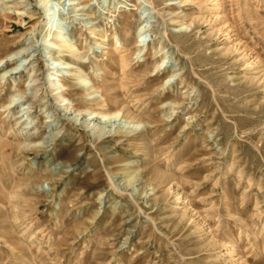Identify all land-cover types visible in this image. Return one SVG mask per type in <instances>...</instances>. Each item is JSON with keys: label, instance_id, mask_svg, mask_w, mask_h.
I'll return each instance as SVG.
<instances>
[{"label": "rangeland", "instance_id": "1", "mask_svg": "<svg viewBox=\"0 0 264 264\" xmlns=\"http://www.w3.org/2000/svg\"><path fill=\"white\" fill-rule=\"evenodd\" d=\"M0 264H264V0H0Z\"/></svg>", "mask_w": 264, "mask_h": 264}, {"label": "bare ground", "instance_id": "2", "mask_svg": "<svg viewBox=\"0 0 264 264\" xmlns=\"http://www.w3.org/2000/svg\"><path fill=\"white\" fill-rule=\"evenodd\" d=\"M14 9H15V8H14ZM2 16H3L4 18H6V17H7V18H9V17H8V15H7L6 13H3V14H2ZM124 65H125V64H124ZM58 107H59V106H58ZM78 116H81V118H84V117H85V115H84V114H80V115H78ZM93 120H95V121H96V120H98V119H97V117H96V118H95V119H93Z\"/></svg>", "mask_w": 264, "mask_h": 264}]
</instances>
